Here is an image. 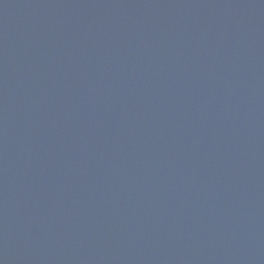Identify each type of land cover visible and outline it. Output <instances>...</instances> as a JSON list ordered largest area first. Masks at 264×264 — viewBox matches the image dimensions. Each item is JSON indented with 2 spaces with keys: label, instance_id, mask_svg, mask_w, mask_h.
<instances>
[{
  "label": "water",
  "instance_id": "95a60500",
  "mask_svg": "<svg viewBox=\"0 0 264 264\" xmlns=\"http://www.w3.org/2000/svg\"><path fill=\"white\" fill-rule=\"evenodd\" d=\"M0 264H264V0H0Z\"/></svg>",
  "mask_w": 264,
  "mask_h": 264
}]
</instances>
